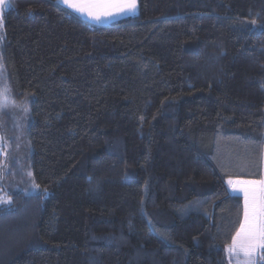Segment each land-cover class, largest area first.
I'll return each instance as SVG.
<instances>
[{
	"label": "trees",
	"instance_id": "obj_1",
	"mask_svg": "<svg viewBox=\"0 0 264 264\" xmlns=\"http://www.w3.org/2000/svg\"><path fill=\"white\" fill-rule=\"evenodd\" d=\"M7 1L6 176L40 193L22 175L0 205V264H230L228 180L263 176L264 0H137L107 26Z\"/></svg>",
	"mask_w": 264,
	"mask_h": 264
},
{
	"label": "snow or ice",
	"instance_id": "obj_2",
	"mask_svg": "<svg viewBox=\"0 0 264 264\" xmlns=\"http://www.w3.org/2000/svg\"><path fill=\"white\" fill-rule=\"evenodd\" d=\"M63 6L99 22L101 17H114L120 14H134L137 0H57ZM255 24V21H252ZM3 25L0 24V27ZM3 39V37H0ZM2 71V68H0ZM9 89H0V107H6ZM23 111L27 112L25 107ZM31 175V173H29ZM228 183L234 192L244 197L243 217L232 241L225 248L229 259L241 253L247 258L245 264H256L257 252L264 253V180H232ZM0 204H11L0 198ZM264 259V256H261Z\"/></svg>",
	"mask_w": 264,
	"mask_h": 264
},
{
	"label": "rangeland",
	"instance_id": "obj_3",
	"mask_svg": "<svg viewBox=\"0 0 264 264\" xmlns=\"http://www.w3.org/2000/svg\"><path fill=\"white\" fill-rule=\"evenodd\" d=\"M58 3V2H57ZM58 5L60 7H62L63 9L67 10L68 12H70L72 15L76 16L77 18L83 20L84 22H87L91 25L94 26H107L109 25L112 21L121 19V18H125V17H131L137 14V9L136 12L134 14H120V15H116L114 17H101V20L99 22L92 20L90 18H88V16L86 14L82 15L80 13H77L75 11H73L72 9L67 8L66 6L61 5L60 3H58ZM8 8V1L7 0H0V24L3 25V13L4 11ZM2 27H0V37H2ZM1 40V39H0ZM0 68H2V63L0 62ZM5 72H3V68L2 71H0V89L5 88V85L3 83V81L5 82ZM8 97H9V93H8ZM9 105H11V102L7 101V107H9ZM13 107V106H11ZM25 104L23 105V107H20V109H18L16 107V112H14L15 116L17 117V123L19 125V130H20V134L21 132H25V127H22V124L24 122H22L21 120L18 119H23L25 121H27L28 118V108H27V112L23 111V109L25 108ZM5 109L2 108L0 109L3 110ZM6 111V109H5ZM20 112V113H19ZM22 117V118H21ZM2 114L0 113V198H3L5 201H9L10 200V196L9 193L10 192H14V190H24L25 188H23L20 183L18 182L17 178H21L22 175H24V178H26V181L28 183V187L26 190V192L28 193H40V190L38 189V187L34 186L29 177L27 176V168L21 169L19 171L20 168H18L17 172H13L12 174V179H8L7 178V171L10 169V151H9V147H10V141H11V137L9 135V133H6L5 131V127H4V123L2 122ZM22 122V124H21ZM17 127V126H16ZM13 138V135H12ZM19 145H15L14 147V151H15V155L17 160H21L24 163V167H26L25 165V160H26V153L23 152L21 150V147L23 148V145L20 146V143L18 141ZM26 145V144H24ZM27 150V147L25 146V151ZM16 178V179H15ZM264 180V163H263V176L262 179ZM260 180V181H261ZM231 191L232 193L239 195L242 197L243 199V205H244V197L243 194L240 192H234L232 187H231ZM0 205H4V204H0ZM263 253L261 252H257L256 256H255V261L256 264H258L260 262L261 256ZM228 256V255H227ZM229 259V256H228ZM247 258L243 256V254L241 253L239 256H233L231 258V260L229 259V263L230 264H245Z\"/></svg>",
	"mask_w": 264,
	"mask_h": 264
}]
</instances>
